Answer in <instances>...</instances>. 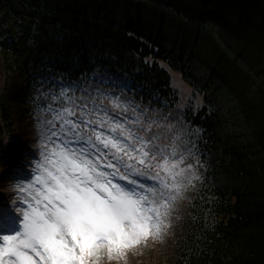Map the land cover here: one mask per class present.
Listing matches in <instances>:
<instances>
[{"label": "trees", "instance_id": "16d2710c", "mask_svg": "<svg viewBox=\"0 0 264 264\" xmlns=\"http://www.w3.org/2000/svg\"><path fill=\"white\" fill-rule=\"evenodd\" d=\"M68 1L0 0V25L12 15L3 77L27 78L24 63L67 74L65 66L98 57L173 106L160 64L179 71L202 94V106L186 114L212 159L206 175L222 186L206 176L175 259L157 264H264V0H70L73 9ZM7 105L0 91V140Z\"/></svg>", "mask_w": 264, "mask_h": 264}, {"label": "snow or ice", "instance_id": "6c2138e0", "mask_svg": "<svg viewBox=\"0 0 264 264\" xmlns=\"http://www.w3.org/2000/svg\"><path fill=\"white\" fill-rule=\"evenodd\" d=\"M76 88L61 83L52 100L68 106H47L53 119L44 120L42 159L32 154L30 172L8 177L16 199L0 207L8 222L7 234L0 235V264H100L103 257H125L148 239L162 238L175 201L199 179V128L172 114L163 117L166 125L147 115L130 124L94 101L90 108L85 97L76 103L68 95Z\"/></svg>", "mask_w": 264, "mask_h": 264}, {"label": "rangeland", "instance_id": "374dc122", "mask_svg": "<svg viewBox=\"0 0 264 264\" xmlns=\"http://www.w3.org/2000/svg\"><path fill=\"white\" fill-rule=\"evenodd\" d=\"M166 69L169 74L171 80V87L178 93L179 97L185 103H191V106L194 108H199L202 105V95L200 93H196L192 95V90L190 86L183 80V77L179 71H175L162 66ZM107 77H105L106 79ZM26 84L22 83V81L17 80L15 77H12L8 80L7 84V101L11 104H16L14 107V111L12 113L11 125L9 128V132L7 137L10 140L11 145L20 146L24 145H34L35 148L31 150H25L24 155L22 156L21 164L18 166H13L12 163H7L6 160L10 156V154L16 152L15 149H11L10 151L0 153V166L4 163L8 166V172L13 169L17 170H26L30 168L26 162H33V167H35V160L32 158V154H35L36 159H42L39 153L43 150V147L40 143L42 134L46 131L47 125L44 124L45 119L39 118V116L31 113L26 114L22 110L25 109L24 104L17 105L20 102V93L24 91ZM99 85L96 82H91L88 80L84 85V93L88 94H78L77 89L71 95L76 103H82L81 97L87 98L89 101V107H92V102L94 101L96 105H102L103 107L110 110L111 108H115L116 112L111 114H120V117L124 115L128 118L129 123L135 120L136 118L144 119V116L147 115L149 117L158 118L157 124H167L164 121L163 117L168 116L169 114L178 116V112L174 110L167 111L162 110L159 107H148L147 105H141L135 101L133 96L129 91V81L121 75L115 76L112 80H108L106 85H103L96 91L90 92L91 89L98 87ZM30 93H35V90L32 89L29 91ZM60 92H61V82H60ZM100 93H103L101 95ZM95 98V99H94ZM106 98V101H104ZM122 102L119 103V107H114V102L116 99ZM68 105L67 101H64L63 104L60 103V108L65 107L64 105ZM127 105V111L124 112L123 109ZM166 105V104H162ZM28 108V107H27ZM181 110V109H180ZM101 118H103L101 114ZM93 119H96L93 116ZM147 124V121H144V125ZM133 127H139V125H132ZM179 129V125H178ZM162 129H158L157 127H153V131H158ZM186 135V134H185ZM192 139V138H191ZM168 140L161 141V143H168ZM54 147L53 144H49L47 146L48 150H51ZM196 155L200 156L201 161L203 160L201 155L198 154L197 149L195 150ZM203 162V161H202ZM196 175L197 171H196ZM11 176H14L12 174ZM5 176L0 173V197L3 199L6 198L7 191L4 186V178ZM200 178V177H199ZM196 179L193 183L188 186L187 190L184 191L175 201V210L171 216V227L168 228L167 232L163 234L160 239H148L146 242L141 243L140 245L129 250L125 257L120 259L108 260L107 257H103L101 259L100 264H155V260L162 261L163 259H168L174 257L173 244L183 235L189 228L188 222V209H187V201L191 199L192 188L193 185L197 182ZM146 183H151V181H147ZM8 201H0V207H7Z\"/></svg>", "mask_w": 264, "mask_h": 264}, {"label": "bare ground", "instance_id": "6f19581e", "mask_svg": "<svg viewBox=\"0 0 264 264\" xmlns=\"http://www.w3.org/2000/svg\"><path fill=\"white\" fill-rule=\"evenodd\" d=\"M52 1H54V0H52ZM157 1H160V0H157ZM105 2V1H104ZM104 2H95V3H104ZM76 6L77 7H83V5L78 1V0H76ZM70 4H71V1L69 0L68 2H67V7L69 6V8L70 9H73V8H71L70 7ZM57 6H58V4L56 3V5H55V9L57 8ZM92 11L93 12H99L100 11V8H98V6H95V8L94 9H92ZM84 31H85V29H84ZM12 185H10L9 187H11Z\"/></svg>", "mask_w": 264, "mask_h": 264}]
</instances>
